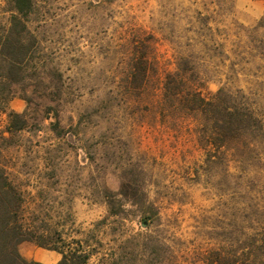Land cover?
Here are the masks:
<instances>
[{"label": "rangeland", "instance_id": "1", "mask_svg": "<svg viewBox=\"0 0 264 264\" xmlns=\"http://www.w3.org/2000/svg\"><path fill=\"white\" fill-rule=\"evenodd\" d=\"M234 2L0 0V25L15 15L28 24L13 32L26 61L0 69V96L10 97L0 131L10 111L26 126L4 131L5 140L0 133V159L32 185L44 175L36 167L63 165L52 195L71 207V230L108 217L104 189L119 193L124 182L138 206L122 200L127 212L108 217L106 227L121 219L129 232L162 230L173 264H205L216 247L264 261V38L254 30L259 21H239ZM143 55L147 75L134 78ZM179 69L208 99L222 90V99L254 112L240 140L212 145L209 114L177 129L164 122V81ZM140 83L148 86L142 98L129 88ZM19 250L40 264L61 258L32 241Z\"/></svg>", "mask_w": 264, "mask_h": 264}, {"label": "trees", "instance_id": "2", "mask_svg": "<svg viewBox=\"0 0 264 264\" xmlns=\"http://www.w3.org/2000/svg\"><path fill=\"white\" fill-rule=\"evenodd\" d=\"M198 14L200 15V12ZM200 20L207 26V16L201 17ZM16 28L28 30L26 21L16 15L7 24L0 25V29L5 32V36L0 38V69L5 68L8 72L20 68L19 65L27 59V54L21 49V40H14L13 32ZM254 30H263L264 38V16ZM15 41L20 48H15ZM141 59L144 60L142 63L145 66L140 68V65H137L133 69L134 78L147 75V57L143 55ZM180 71L179 69L168 73L164 81L162 101L159 105L164 122L177 129L186 118L199 119L202 115L209 114L213 120L210 133L212 145L218 149L227 148L231 141L240 140L247 127L253 126L254 112L232 105L225 97L222 99V90L208 99L198 87L185 81ZM129 88L138 91L142 98L148 86L140 83ZM9 99L10 97L0 96V110L6 109ZM8 117L7 128L0 131L3 140L9 138L4 135V131L12 134L26 126L22 114L10 111ZM0 156H3V151H0ZM37 170L44 175L32 185L19 180L16 167L0 159V264H40L21 254L19 245L24 241H32L40 247L60 253L58 264H173L170 259L176 254L171 246L163 241L162 230L129 232L130 230L123 227L121 219L127 211L121 201L128 200L130 204L138 206L137 202L123 191L127 183H122L119 193L104 189L102 196V201L108 205V217L117 216L121 219L106 227L108 217H105L95 222L88 230L81 227L71 230L69 227L75 224L71 207L64 204L60 206L57 198L52 195L53 191L57 190L55 187L61 183L59 175L65 171V167L54 163L45 164L42 168L38 166ZM45 176L54 181H44ZM117 196H123L124 199L121 197L119 201ZM144 214L140 213L142 217ZM145 219L149 220L150 217H144ZM257 258L255 256L251 259V255L234 258L222 248L216 247L211 248L202 260L205 264H264V261Z\"/></svg>", "mask_w": 264, "mask_h": 264}, {"label": "crops", "instance_id": "3", "mask_svg": "<svg viewBox=\"0 0 264 264\" xmlns=\"http://www.w3.org/2000/svg\"><path fill=\"white\" fill-rule=\"evenodd\" d=\"M235 16L245 24H254L264 16V0H235Z\"/></svg>", "mask_w": 264, "mask_h": 264}]
</instances>
